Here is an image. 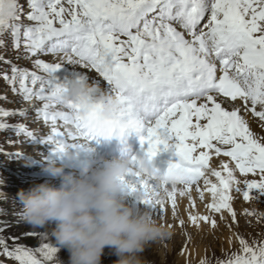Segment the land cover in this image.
Instances as JSON below:
<instances>
[{"label": "snow or ice", "instance_id": "6c2138e0", "mask_svg": "<svg viewBox=\"0 0 264 264\" xmlns=\"http://www.w3.org/2000/svg\"><path fill=\"white\" fill-rule=\"evenodd\" d=\"M26 2L27 12L19 0H0V47L10 37L17 58L22 49L38 71L0 56V62L9 64V71L0 72V78L32 105L51 131L37 138L20 124L0 123V130L23 133L31 143L49 146L53 153L112 136L124 143L131 134L150 161L171 149L178 159L170 161L168 168L182 167L187 174L165 196L181 226L184 220L177 214L176 194L194 204L191 190L195 186L203 200L201 180L212 195L206 208L220 213L222 220L226 211L233 223V190L244 201L257 199L253 191L264 195V138L253 133L242 115L257 117L264 129V0ZM41 56L52 59L46 62ZM92 71L96 77L90 76ZM75 79L97 86L102 95L114 96L120 104L118 115L106 119L98 105L81 112L80 105L64 94ZM237 101L239 107H222ZM26 114V109H0L4 117ZM58 121L63 131L58 130ZM210 150L230 158L234 167L227 162L221 163L220 170L210 167ZM131 160L125 181L128 194L148 193L142 203L156 211L155 218L163 219L166 204L154 199L159 192L156 183L138 170L137 157ZM237 170L243 180L237 179ZM248 174L258 175L259 180L248 179ZM247 215L260 217L253 212ZM189 219L193 224L209 221L207 216L191 213ZM210 222L216 225L215 219ZM6 225L7 221L0 222V232ZM236 240L239 253L216 264H264V240L250 243L239 235ZM57 251L49 243L35 250L18 244L10 249L0 237V255L18 264H58ZM200 264L211 262L202 259Z\"/></svg>", "mask_w": 264, "mask_h": 264}, {"label": "clouds", "instance_id": "9594fccd", "mask_svg": "<svg viewBox=\"0 0 264 264\" xmlns=\"http://www.w3.org/2000/svg\"><path fill=\"white\" fill-rule=\"evenodd\" d=\"M64 94L80 105L81 112L98 105L101 116L110 119L120 110L114 96L102 95L97 86L81 79L73 80ZM64 154L75 158L67 151ZM152 161L141 154L136 162L144 177L156 183L159 192L154 199L160 203L169 190L186 180L187 174L182 167H173L158 176ZM131 166L128 157L101 159L73 175L64 165L49 162L42 171L58 178L59 185L46 181L19 191L21 219L33 229L48 230L57 250H67L68 264H101L105 247L116 256L114 264H151L143 254L152 245L170 239L172 231L151 215L149 207L142 209L127 202L125 181ZM132 196L140 203L148 199V193L140 190Z\"/></svg>", "mask_w": 264, "mask_h": 264}, {"label": "rangeland", "instance_id": "374dc122", "mask_svg": "<svg viewBox=\"0 0 264 264\" xmlns=\"http://www.w3.org/2000/svg\"><path fill=\"white\" fill-rule=\"evenodd\" d=\"M261 211H262V209H261ZM263 212H264V210H263ZM154 213H156V212H154ZM167 216L168 215H164L163 219L166 218ZM184 216L186 217V214H184ZM156 219H158L161 223H164L163 221H165V220L160 219V218H156ZM224 221H226V218L223 220L219 219V218L216 219V223L219 224V227H221L220 229L217 228L218 231H220V232L215 231L211 235H206L205 233H203V234L189 233V235L187 237L181 238V237H179V233L177 234V233L172 231V235H171L170 239H168L164 242H161L159 244L152 245L151 247H149L145 251V253L143 255L152 264H179V263H176L177 260H181L179 258H182L185 253H186V256L189 257L188 260H190L192 258L203 259L204 257L205 258L209 257V259L213 258L214 256L217 255V253L219 254V252H222L225 249L226 240H229V239H226L224 237V235H225V233L228 234L229 222H230V224H232L233 221H232V218L229 219V214H228V222H224ZM189 222H190V220H189ZM190 223H192V222H190ZM244 223H245V221H244ZM246 223H248V224H245L246 229L244 231H246L247 234L244 233V236L245 237H247V236L248 237H254V236H257L258 234H260V231L263 228L264 221H262V222L257 221L256 222L258 229H256L254 227V224L250 223V220H246ZM204 226L205 225H202V222H201L199 227H197L196 231H201L204 228ZM21 228L27 229L29 231L34 230L33 228H31L30 226H28L25 223L21 226ZM182 229H184V228H182ZM247 229H248V232H247ZM210 231H212V230H210L209 228L206 230L207 233ZM45 236L47 238L46 239L43 238L44 243H46V242L49 244L54 243V240L48 234ZM41 240H42V238H41ZM106 248L108 250L103 251V253L101 255V260L105 261L106 257H107L108 259H110V263L114 264V261L117 258L115 255L112 254V251L110 248H108V247H106ZM62 252H64V254H67V256H68V252L66 249H64V250L62 249Z\"/></svg>", "mask_w": 264, "mask_h": 264}, {"label": "bare ground", "instance_id": "6f19581e", "mask_svg": "<svg viewBox=\"0 0 264 264\" xmlns=\"http://www.w3.org/2000/svg\"><path fill=\"white\" fill-rule=\"evenodd\" d=\"M254 125V122H251L250 123V126H253ZM122 149V148H121ZM214 157V156H213ZM213 159H216V158H213ZM214 164H218V167H217V170H220V165H221V163L222 162H227V163H229L226 159H224V158H221V159H216V160H213L212 161ZM231 166V165H230ZM237 177V176H236ZM195 189V186H193V188H192V191ZM200 189H202V191H203V193H204V197H206L207 199H210V198H212V195H211V193L210 192H208L205 188H202V184L200 185ZM176 196H178L179 198H180V200H181V204H183V205H187L188 204V201H189V199H188V197L187 196H180L179 195V193H177L176 194ZM134 197V196H133ZM191 197H192V194H191ZM135 199V198H134ZM187 207V206H186ZM201 216H204V211L202 212V214H201ZM188 218H189V216H188ZM201 222H203V220H199V225H200V223Z\"/></svg>", "mask_w": 264, "mask_h": 264}]
</instances>
